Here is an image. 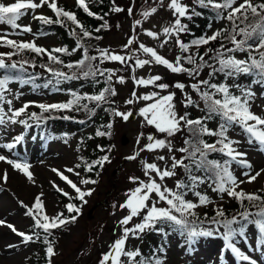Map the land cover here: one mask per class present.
<instances>
[{"label":"snow or ice","instance_id":"6c2138e0","mask_svg":"<svg viewBox=\"0 0 264 264\" xmlns=\"http://www.w3.org/2000/svg\"><path fill=\"white\" fill-rule=\"evenodd\" d=\"M75 3L87 15L95 16L97 19H103V17L97 16L89 9L86 0H75ZM44 5H47L55 13L57 19L53 21L45 15L34 16V19L44 24H63L61 18H66L67 21H70L80 29L82 37H90L92 35L78 20L77 15L72 11L58 6L57 0H39V2L37 0H14V2L7 4L0 2V24L6 23L13 29L20 28L21 26L17 21L28 10L35 12L36 9ZM193 5L202 9L211 8L215 12V19L217 21H228L231 24V29L220 27L213 30L210 35L205 33L191 40L189 43H185L180 39V35L182 33H189L190 29L188 24L182 23V20L187 19L188 21H192L193 17L203 16V13L196 11V7H191L183 3V0H167V3H165V0H159V6H164L168 10H171L172 16L174 17L170 26L162 29L163 35L167 39L161 41L160 47L163 48L164 45L173 39L182 53H188L192 47L198 49L218 40H227L232 46L227 47L221 42L218 48H207L203 54L196 52L187 56L178 55L174 60L170 61L164 55L160 54L156 48L139 43L136 51L145 54L147 58H136L132 71L134 72L137 68H144L147 65L155 64L165 67L171 73H186L189 77L196 79V82L190 85H186L183 82H176L171 86L184 94L183 106L185 109L196 107L203 112V115L193 119L190 118V113L187 111L183 114L178 113L175 104L176 93L168 91L170 84L162 82L163 77L161 75H150L148 78L133 77L135 85L143 87L154 86L159 91H151L143 94H138L136 91H133L131 94L132 98L128 99L125 103L131 105L143 101L144 106L139 108V115L143 118L144 124L154 128L156 133L164 134L165 138H157L154 134H148L146 137L148 142L139 151L126 157V159L136 160L142 151L155 152L157 150L167 149L168 153H172L174 149L171 141L167 138L174 137L176 134L185 130L188 136L184 140L185 146L175 149V151L183 155L180 158H177L175 155H169L167 157V160L170 161V166L160 167L154 162H142L144 174L148 177L147 182L138 177L129 178L131 181L137 183L138 186L129 190L126 201L119 205L121 209L128 210V214L119 221L122 234L109 246V250L102 254L99 264H164L161 258L155 255L145 258L142 256L139 248L129 250L126 245L130 237L140 239L141 234L148 231L164 233V229L162 227L158 228L157 225L165 223L169 224L173 230L179 231L182 236L186 235L189 246L194 245L200 237L218 236L222 239L225 250L229 251L236 260L247 262V264H257V261L251 255L246 254L238 246L237 241L238 238H242L239 242L248 244L247 235L249 226L255 227L259 234L258 243L260 246H264V196L256 193H248L240 188V185L245 183V181L239 179L233 173L231 170L232 163L235 162L242 168L249 170L252 168V165L245 159L247 153L239 151L235 147L240 141L229 136L230 130H234V126H236L246 134L248 144L256 143L260 146L261 150H264V115L257 114L252 110V101L256 93L250 87H242L239 83H236L237 78L241 76H254L255 79L252 80V83L264 85V0L260 3H255L254 0H193ZM112 11L121 12L124 9L114 7ZM127 11L131 14L132 9L129 8ZM157 11L158 7H150L142 15L147 19ZM250 16L252 18L251 21ZM135 23L139 25L141 21L137 20ZM241 25L244 26L241 27ZM101 27L107 28V22L101 25ZM208 28L211 29L212 25L209 24ZM22 31L30 33L32 29L30 26H24ZM95 31L99 32L100 28H97ZM71 34L77 36V48L72 51L82 48L83 57L76 61L75 64L69 63L65 67L69 69L73 67L83 69L86 67L87 70L82 71V77L85 79L88 77L95 78L97 73L103 76L107 72L106 83H108V87H105L95 95H79L72 92L71 96L73 98L65 103L35 104V102H27L18 109L10 108L9 110L12 112V115L8 119L12 123H17L16 118L24 114L33 105L41 109L42 113L72 110L76 107H82L94 115L95 109H88L87 104L80 105L81 100L93 101L97 107H100L102 103H108V95H117L116 90L111 86L112 77L115 75V72L111 69H100L98 66H93L91 62L99 59L101 63L107 60L125 64L126 61L133 59V57L131 55L125 56L109 52L107 49L100 50L99 57L89 56L88 49L81 44V37L75 29L71 31ZM145 34L153 39L160 38V33L150 29H146ZM0 42L18 51L27 49L38 55L47 54L50 61L60 64L64 62L54 53L70 54L67 48L58 47L49 51L48 49L37 46L34 41L18 43L16 40L7 39V35H0ZM135 42V37L129 38L127 44L124 46L125 49ZM209 53L213 55L206 60L205 57L209 56ZM235 53H244L246 54V58H237ZM14 54L13 52L0 53V69L16 70L19 68L20 71H24L23 64L18 65L16 62L7 64L5 62L3 57L6 56L8 59H11ZM185 64L191 65V67H185ZM32 66L35 67V65ZM41 67L46 68L47 71L57 78V85L61 83V80L68 81L81 78L75 73L68 75L62 71L54 70L47 65H41ZM204 68L210 69L207 73L208 78L198 79ZM217 74H222L223 82H213ZM16 78L11 75H4L0 78V101L4 100V93L10 91L8 87L9 83ZM229 80H232L231 84L228 83ZM27 82L29 81H24V83ZM117 82L124 83V77H117ZM50 83L52 82L48 81L43 86L47 88ZM186 87H191L193 91L198 93L200 100L203 101V108H200V105L185 92ZM232 89H236L239 94L233 92ZM54 90L58 91L59 89L54 88ZM165 92L167 94H162ZM18 96L19 94L17 98ZM7 103L11 105L12 102L9 100ZM110 111L113 116L120 117L124 121H128L133 115L131 111L122 112L117 109H111ZM215 117H219V122L218 128L214 130L208 126V121ZM64 118L68 119L69 117ZM30 119L39 121L42 119V116L32 113ZM4 123L5 114L3 108H0V125ZM19 123L24 124L25 127H31L25 120H20ZM107 127L110 129L112 124L109 123ZM106 134L110 135V133L103 131L96 132L97 136H104ZM143 136L144 134L141 133V137ZM205 136L216 137V139L214 142L209 143L204 139ZM23 140L24 136L17 135L13 143H7L2 146L11 150ZM137 144H140V137L137 139ZM101 150L103 151V149ZM213 153H219L223 157H227V159L221 161L216 158H210V155ZM157 159L159 161H166V156L159 155ZM0 161L7 162L14 169L22 172L29 181H33L29 163L9 159L4 155H0ZM105 162H110L108 155H104L92 164H88L86 171L91 172L96 165L103 168ZM76 167H80V165ZM177 169H183L185 178L177 179L175 181V187L170 188L164 181L166 178L176 177L178 175ZM52 171L57 172L60 178L75 190L77 198L81 201H84L86 196L91 195V189L83 191L62 172H59L57 169H52ZM67 171L73 172L74 169L69 168ZM197 173H200V175H197ZM262 173H264V169L256 171L255 174L245 171L242 175L247 177L248 183H251L256 181ZM76 175H79V173H76ZM7 178V172L0 174V179H3L5 182ZM81 183L95 184L96 181L82 179ZM205 183H209L213 192L226 194L229 197L235 198L240 202L242 207H244V201H248L257 210L252 212L245 208L237 216L227 218L224 210L218 207L213 217L208 218L207 214H205V218L203 220L200 219L195 210L213 202L206 193L197 191L199 186ZM57 191L62 192L64 196L72 199L69 193L64 192L63 189L57 188ZM188 192H191L198 198L196 202L186 199ZM153 194H155L157 199H153ZM42 196L43 193L37 195L31 207L25 205L27 207L26 214L32 217L36 228L43 230L47 235H51L52 230L65 225L69 220L64 218L63 213L51 217L47 215L45 213L44 202L41 199ZM160 202H163L166 206H159ZM66 208L69 213H79L80 211V208L72 203L67 204ZM134 217H141L140 222L134 224L133 227H128ZM189 217H192V219H189ZM70 219L74 221L76 217L73 216ZM205 222L211 224L213 227H202ZM2 223L3 221H0V224ZM8 227L14 233L23 237L25 242L33 239L32 235H26L24 232L17 231L11 224ZM164 234L167 235V233ZM47 235L45 236V240H47ZM254 244L255 242H253V245H249L251 250H255ZM158 251H164V249L160 248ZM54 254V248L49 243L47 255L51 258ZM138 257L140 258L139 260L137 259ZM123 258L127 259L125 260ZM49 264H51L50 260Z\"/></svg>","mask_w":264,"mask_h":264},{"label":"rangeland","instance_id":"374dc122","mask_svg":"<svg viewBox=\"0 0 264 264\" xmlns=\"http://www.w3.org/2000/svg\"><path fill=\"white\" fill-rule=\"evenodd\" d=\"M10 2H14V0H3L2 3L7 4ZM57 3L58 6L62 3L67 4L69 7L76 6L75 0H57ZM165 3H167V0H165ZM183 3L193 7V0H183ZM114 7H120L124 11L112 12L113 14L109 18L108 30L103 34L99 42L100 44L97 46L100 49L97 50L107 49L109 52L120 55H131L133 59L126 61L125 64L107 60L101 63L97 59L95 64H104L115 72L111 81V85L117 93V95L112 96L113 109L122 112L131 111L135 119L132 122L124 121L120 117L113 116L111 111L106 114L109 123L112 124L111 144L109 143V148L107 149L109 150L107 155L110 162H105L103 168H101V174L95 180V184L81 183V180L86 178L83 172L79 171V167H76L80 165V160L84 157V149L78 137H70L67 140L61 138H48L46 140L45 137L42 139L43 134L39 130V123L29 118L30 112L38 107L35 105L30 106L24 114L16 118L17 123H12L8 119L12 115V112L9 110L10 108L18 109L27 102H35V104L63 103L64 97L59 96L58 92L48 89H37L32 92L8 85L10 91H6L4 93V100L0 101V108H3L5 114V123L0 125V155L29 163L34 181H29L22 172L14 169L7 162L0 161V174L7 172L8 175L6 182L0 179V221H3L0 224V264H34L33 260L29 258L32 246H27L23 237L14 233L8 225H13L17 231L24 232L26 235L33 233L35 222L32 217L26 214L27 207L25 205L31 207L37 195L43 193L41 199L44 202L45 213L50 217L63 213L64 218H66V216L72 214L67 209L64 212L62 211L65 205L56 193L60 196L64 195L62 192L57 191V188L68 192L71 197L77 198V193L52 169H57L68 176L81 190H92L91 195L84 198L86 202L77 198L80 211L77 214L75 213L76 219L68 227L67 232L62 234L55 254L52 256V264H99L102 254L107 252L109 246L122 234L119 221L128 214V210L121 209L119 205L126 201L129 190L138 186L137 183L131 181L129 178L138 177L147 182L148 177L144 174L142 162H154L158 166L164 167L170 166V161L167 160L169 155H175L179 158L178 151H175V149L179 148L178 145L180 143H183V132L176 134L174 137L167 138L172 143L174 149L172 153H168L167 149L155 152L142 151L136 160L126 159V157L139 151L148 142L146 140L148 134H154L157 138H165L164 134L156 133L154 128L144 124L143 118L139 115V108L144 106L143 101L131 105L125 103L128 99L132 98L131 94L133 91H136L138 94L159 91L154 86L143 87L135 85L133 77L148 78L150 75H161L163 77L162 82L170 84L168 91L176 93L175 104L178 113L183 114L187 111L191 115L196 114L200 116L201 114L197 111L196 107L185 109L183 106L184 94L171 86L176 82L190 85L195 83L196 79L189 77L186 73H171L165 67L155 64L147 65L144 68H137L134 72L132 71L136 58H147L145 54L136 51L139 43L156 48L160 54L170 61L174 60L178 55H187V53L181 54L174 39L170 40L163 48L160 47L161 41L167 39L163 35L162 29L170 26L174 20L171 10H168L164 6H159V0H118L112 9ZM150 7H158V11L145 19L142 13ZM129 8L132 9L131 14L127 11ZM50 10L47 5L36 9L35 12L28 10L21 17V27L17 28L16 32L9 31L10 25L3 23L0 24V35H7V39L16 40L18 43L34 41L37 46L45 49L56 47L58 46V40L55 36H41L36 34L34 30L37 19L33 17L54 14ZM137 20L141 21L139 25L135 23ZM184 21L185 19L182 20V23ZM224 22L225 20H220L217 25L213 26V30L223 27ZM24 26H30L32 31L30 33L23 32ZM146 29L160 33V38L153 39L148 37L145 34ZM181 36L182 34L180 35V39ZM131 37H135L136 42L125 49L124 46ZM6 51L16 52L17 50L0 42V53ZM23 51H19V55ZM40 55L48 57L47 54ZM236 56L243 59V57ZM3 58L9 60L6 56ZM185 67H187V64H185ZM120 76H123L125 79V82L122 84L117 82V77ZM202 78L201 76L198 77V79ZM250 88L256 93L252 101V110L257 114L264 115V87L261 84H254ZM188 91H191V87L185 88V92L188 93ZM9 100L12 102L11 105L7 103ZM196 103L201 106L200 102L196 101ZM99 115L100 109L97 111L93 122L89 121L86 124V133L90 134L96 131L95 122L98 121L97 117ZM20 120H25L31 127H25L24 124L19 123ZM141 133L144 134L143 137H141ZM17 135L24 136V140L17 144L15 148L9 150L2 146L7 143H13ZM229 136L240 141L235 147L239 151L247 153L245 159L252 165V168L249 170L242 168L235 162L232 163L231 170L233 173L239 179L245 181V183L240 185V188L248 193L260 191L264 195V173L251 183H248L247 177L242 175L245 171L255 174L256 171L264 169V150H261L260 146L256 143L248 144L246 134L236 126H234V130H230ZM138 137H140L139 145L137 144ZM159 155H165L166 161H159L157 159ZM69 168L74 169V171L68 172L67 169ZM76 173H79V175H76ZM177 173L176 177L166 178L164 181L168 187H175V181L180 179L181 169H177ZM19 191L23 192L25 198L18 196ZM197 191L206 193L213 201L206 206L197 208L195 210L197 214H201L207 206H225L232 198L226 194L213 192L212 187H209L206 183L200 185ZM64 198L68 199L66 196ZM153 199H157L155 194H153ZM186 199L196 202L198 198L189 192ZM159 206H165V204L160 202ZM140 220L141 217H134L128 227H133ZM203 227L210 228L213 226L206 225ZM138 240L130 237L126 245L127 249L131 250L135 248ZM247 240L251 244L256 242V229L254 226L249 227ZM164 244V252L158 253V255L163 256L164 264H240L229 251L223 248V241L218 236L200 237L194 245L189 246L187 242L183 241V236L180 233L172 232L167 236ZM243 245L246 244L241 243L238 246L243 250ZM259 248L258 259L262 262L264 261V251L261 249H264V246H260ZM123 259L126 260L127 258Z\"/></svg>","mask_w":264,"mask_h":264},{"label":"trees","instance_id":"16d2710c","mask_svg":"<svg viewBox=\"0 0 264 264\" xmlns=\"http://www.w3.org/2000/svg\"><path fill=\"white\" fill-rule=\"evenodd\" d=\"M1 1V0H0ZM88 3L89 9L95 13L97 16L103 17V19H97L95 16H89L87 15L81 8L78 7V5H73V7H69L67 4H59L60 7H63L65 10L72 11L77 15L78 20L85 26L86 30L92 33L90 37H82V34L80 33V29L77 28L75 25H73L70 21H67L66 18H61L63 20V24L61 23H51V24H44L41 21H37L36 23V31L39 34H45V35H51L56 36L58 40V46L53 48H47L49 51H51L54 48H67L68 52L70 54L66 53H54L57 55L64 63H55L49 60L48 57L41 56L40 54H36L32 51H28L25 49L21 55H19V51L17 50L14 55H12L11 59L6 60V63H13L16 62L18 65L23 64L24 71H20L19 68L16 70H5L0 69V78H2L4 75H11L13 77H17L16 79H13L12 82H10V85H14L15 87L19 89H25L29 91H33L34 89H45L43 86L45 83H48V81H51L48 85V88L51 90H54V88H58L59 90L56 92L60 93V96H65V102L72 99L71 96L72 92H75L79 95L89 94V95H95L98 94L100 91H102L105 87H108L107 76L108 73L105 72L103 76L97 75L95 78L88 77L83 78L82 77V71L87 70L86 67L83 69H78L76 67H73L71 69L65 67L66 64L73 63L75 64L76 61L82 59L83 57V49H78L76 51H72L73 49L77 48V36H74L71 34V31L75 29L78 35L81 37V44L83 47H86L88 49V55L89 56H97L99 57V50L97 46H99V42L103 37V34L108 30V28H103L101 25H103L105 22H107V25L109 24V18L112 16V7L118 2V0H86ZM255 3H260L262 0H254ZM193 7H196V11L202 12L203 16H195L193 17L192 21H188L185 19L184 23L188 24L190 32L189 33H182L181 40H183L185 43H189L191 40L207 33L210 34L211 29L208 28V25L218 23L215 19V12L211 8H200L196 5H192ZM51 11V10H50ZM52 13V11H51ZM250 15V14H249ZM48 17H50L53 21L57 19V17L54 14H50ZM250 16V21H251ZM19 21H17L18 23ZM244 25H241L243 27ZM223 27L231 29V24L228 21H225ZM97 28H100V31H95ZM98 37V38H97ZM223 42L227 47H231L232 45L227 40H218L213 41L209 45L202 46L200 48L192 47L190 48L187 55L199 52L200 54H203L207 48H218L220 43ZM96 49V50H94ZM180 50V49H179ZM181 52V50H180ZM9 53V52H4ZM181 54H184L181 52ZM186 54V53H185ZM186 55V56H187ZM213 55L212 53H209V56H206L205 59L208 60L209 57ZM235 55H238L240 57L246 58V54L244 53H235ZM182 56V55H181ZM184 56V55H183ZM97 61V60H96ZM96 61H92L91 63L93 66H98L100 69H109V67H106L104 64H95ZM27 62V63H25ZM32 65H35L33 67ZM41 65H47L48 67L57 70L62 71L64 73H67L68 75H72L75 73L77 76H80L79 79H73L68 81L61 80V83L58 85L56 84V77L53 76L52 73L46 70V68L41 67ZM187 67H191V65L187 64ZM210 69L204 68L200 74L202 79H207V73ZM255 79L254 76H241L237 78L236 83H239L242 87H251L255 83H252V80ZM24 81H29L27 83H24ZM98 81V83H97ZM213 82H223V76L222 74H217ZM228 83H232V80H229ZM112 86V85H111ZM264 87V85H262ZM233 92L236 94H239V92L236 89H232ZM188 94L192 97V99L195 101L200 102L201 106L200 108H203V101L200 100V97L198 93L193 91H188ZM108 103H102L100 107H97L96 103L93 101H88L86 99L80 101V105L87 104L88 109H95V114L93 115L90 111L84 110L82 107H76L72 110H63V111H50L42 113L41 109L37 110L35 109L34 112L30 113V116L32 113H36L38 116H42V119H40V126L45 129L46 134L49 136H59L61 138L68 139L70 137H75L81 135L79 137L80 142L82 143V147L84 149V157L80 160V167L79 171L83 172L86 179H92L96 180L99 175L101 174V167L98 165L93 167V170L91 172L86 171L87 165L92 164L94 161L100 159L102 156L107 155L109 148V143L111 144V131L112 128H107L106 126L109 123V119L106 116L110 112L111 109H113V103H112V96H107ZM100 109V115L98 118V121L95 122V129L93 133H84L85 126L89 121L93 122V119L96 117L97 111ZM197 111H199L203 115V112H201L198 108ZM195 115V116H194ZM191 115L190 118H197L200 116H197L196 114ZM64 117H69L68 119H65ZM83 121V123H81ZM218 122L219 117H215L214 119L208 121V126L212 129L218 128ZM47 129V130H46ZM97 131H103L106 133H110V135H104V136H97ZM183 143H180L178 146L183 147L184 140L187 138L188 133L187 131H183ZM205 140H207L209 143L214 142L216 137H204ZM103 149V151L101 150ZM178 149V148H177ZM179 158L183 154L178 152L177 153ZM210 158H216L221 161L224 159H227V157H223L219 153H213L210 155ZM232 168V165H231ZM197 175H200V173H197ZM185 174L183 169H181V175L180 179H184ZM209 186V183H206ZM210 187V186H209ZM189 193V192H188ZM256 194H259L261 196H264L261 194L260 191L253 192ZM56 195L62 199V203L65 205V207L62 208V211L64 212L67 208L66 205L69 203H72L76 205L77 207H80L77 203V198L72 197V199H66L64 196H60L56 193ZM66 199V200H65ZM64 200V201H63ZM259 203V202H257ZM218 208V206H207L203 209V212L201 214H197V216L200 219L205 218V214H207L208 218H211L215 215V210ZM224 210L225 216L227 218H231L233 216H237L238 213L242 212L247 208L248 210L255 212L257 209L252 207V205L248 201H244V207L241 206L240 202L236 200L235 198H231L229 203L227 205H222L220 207ZM76 212H72L71 215L66 216V218L69 220L68 223L65 225L52 230L51 235H47L43 232V230L38 229L34 227L32 235L33 239L31 241H27V246H32L31 256L29 258L33 260L34 264H49V260L52 264V257L49 258L47 255V247L48 244L51 243L54 252L56 251V247L58 246L62 234L67 232L68 227L74 222L70 218L75 215ZM77 214V213H76ZM189 219H192V217H189ZM211 225L207 222L203 224L202 226ZM158 228L162 227L164 229V233H167L165 235L164 233H159L156 231H148L143 234H141L140 239L138 240V243L136 244V247L131 249L135 250L136 248H139L141 251V254L145 258H149L152 256L159 257L157 252H163L158 251V249L163 248L165 245V241L167 236L170 233H180L179 231L173 230V228L165 223V224H158ZM47 235V240H45V236ZM183 241H187L186 235H183ZM140 259L139 257L137 258Z\"/></svg>","mask_w":264,"mask_h":264},{"label":"bare ground","instance_id":"6f19581e","mask_svg":"<svg viewBox=\"0 0 264 264\" xmlns=\"http://www.w3.org/2000/svg\"><path fill=\"white\" fill-rule=\"evenodd\" d=\"M19 194H18V196L19 197H23V198H25V196H23V192H21V191H19L18 192ZM21 199V198H20ZM14 201L16 202V203H18V201H16V199H14ZM9 202V201H8ZM10 204H11V202H9Z\"/></svg>","mask_w":264,"mask_h":264},{"label":"water","instance_id":"95a60500","mask_svg":"<svg viewBox=\"0 0 264 264\" xmlns=\"http://www.w3.org/2000/svg\"><path fill=\"white\" fill-rule=\"evenodd\" d=\"M134 119H135V116L132 115V116L129 118L128 121L132 122V120H134Z\"/></svg>","mask_w":264,"mask_h":264}]
</instances>
